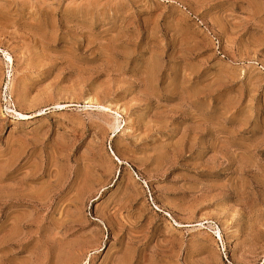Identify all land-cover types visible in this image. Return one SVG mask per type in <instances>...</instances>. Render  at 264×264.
<instances>
[{
  "label": "rangeland",
  "instance_id": "obj_1",
  "mask_svg": "<svg viewBox=\"0 0 264 264\" xmlns=\"http://www.w3.org/2000/svg\"><path fill=\"white\" fill-rule=\"evenodd\" d=\"M69 256L264 264V0H0V264Z\"/></svg>",
  "mask_w": 264,
  "mask_h": 264
},
{
  "label": "bare ground",
  "instance_id": "obj_2",
  "mask_svg": "<svg viewBox=\"0 0 264 264\" xmlns=\"http://www.w3.org/2000/svg\"><path fill=\"white\" fill-rule=\"evenodd\" d=\"M10 59V58H9ZM71 261V257L69 256L68 258H67V260L64 262V264H69V262Z\"/></svg>",
  "mask_w": 264,
  "mask_h": 264
}]
</instances>
